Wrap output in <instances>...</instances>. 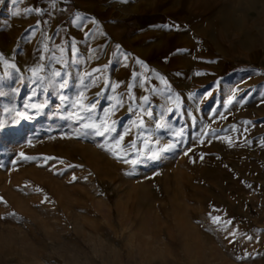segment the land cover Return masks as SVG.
Here are the masks:
<instances>
[{
  "label": "rangeland",
  "instance_id": "374dc122",
  "mask_svg": "<svg viewBox=\"0 0 264 264\" xmlns=\"http://www.w3.org/2000/svg\"><path fill=\"white\" fill-rule=\"evenodd\" d=\"M94 1L0 0V264H264V0Z\"/></svg>",
  "mask_w": 264,
  "mask_h": 264
},
{
  "label": "crops",
  "instance_id": "0c3cea01",
  "mask_svg": "<svg viewBox=\"0 0 264 264\" xmlns=\"http://www.w3.org/2000/svg\"><path fill=\"white\" fill-rule=\"evenodd\" d=\"M15 3L17 4V11L22 17L24 14H32V18L39 17L40 20L46 19L47 16H51L53 13L54 17L58 19L59 16L61 17L68 13L69 5H73L74 9L78 10H85L89 8V6L90 9H95L94 5H96L94 0H15ZM218 12L222 15L221 19L223 20L224 25H229L230 17L229 15H226L227 10L224 7H221ZM80 25L86 28L87 22L81 23ZM37 27L40 29L41 25L39 24ZM135 39L136 37L133 38L134 42Z\"/></svg>",
  "mask_w": 264,
  "mask_h": 264
},
{
  "label": "snow or ice",
  "instance_id": "6c2138e0",
  "mask_svg": "<svg viewBox=\"0 0 264 264\" xmlns=\"http://www.w3.org/2000/svg\"><path fill=\"white\" fill-rule=\"evenodd\" d=\"M83 18L81 17H78L77 20H82ZM137 63H139V61H137ZM57 76L60 75V73H56ZM63 83H61V87H63ZM144 102L147 103V97H144ZM116 107H119V105H117ZM95 108V104H91L89 106V108H86L85 111L86 112H89L91 109H94ZM145 112H147V109L144 110ZM113 114H114V111H113ZM148 115H151V113L149 112ZM141 126H143V121H141ZM85 128H88V129H93L94 132H95V135H99V136H104L108 133H114L116 131V128H115V121H111V123H109L108 119H105V121L103 123H101L100 125H97L95 124L94 122L92 123H87L84 125ZM159 127V126H157ZM101 128L103 129V131H101ZM123 135H119L117 138H116V143H119L120 141L123 140ZM171 147V145L169 146V148ZM167 149H165L166 151ZM150 159H153V160H156V159H159V156H152L150 157ZM75 179V177L73 178ZM218 220V218H214V222ZM229 223H231L229 221Z\"/></svg>",
  "mask_w": 264,
  "mask_h": 264
}]
</instances>
